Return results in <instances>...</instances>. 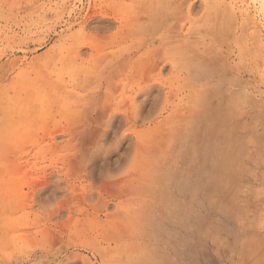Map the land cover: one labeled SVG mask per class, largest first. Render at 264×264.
<instances>
[{
    "label": "rangeland",
    "instance_id": "obj_1",
    "mask_svg": "<svg viewBox=\"0 0 264 264\" xmlns=\"http://www.w3.org/2000/svg\"><path fill=\"white\" fill-rule=\"evenodd\" d=\"M0 264H264V0H0Z\"/></svg>",
    "mask_w": 264,
    "mask_h": 264
},
{
    "label": "bare ground",
    "instance_id": "obj_2",
    "mask_svg": "<svg viewBox=\"0 0 264 264\" xmlns=\"http://www.w3.org/2000/svg\"><path fill=\"white\" fill-rule=\"evenodd\" d=\"M149 21H150V19H149ZM147 24V23H146ZM210 27V26H209ZM197 34V33H196ZM202 62V61H201ZM190 69V68H189ZM187 74H188V72H187ZM191 75V74H190ZM197 75V74H196ZM197 79V78H196Z\"/></svg>",
    "mask_w": 264,
    "mask_h": 264
}]
</instances>
